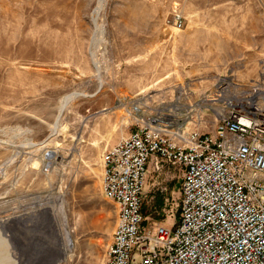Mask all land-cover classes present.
<instances>
[{
	"label": "rangeland",
	"instance_id": "obj_1",
	"mask_svg": "<svg viewBox=\"0 0 264 264\" xmlns=\"http://www.w3.org/2000/svg\"><path fill=\"white\" fill-rule=\"evenodd\" d=\"M176 11L181 30L166 24ZM220 76L264 80V0H0V261L56 257L39 239L24 247L19 227L60 197L73 246L56 264H103L116 217L103 152L144 113L185 90L192 104ZM196 112L211 131L210 113ZM180 184L177 168L148 165L146 226L178 221Z\"/></svg>",
	"mask_w": 264,
	"mask_h": 264
},
{
	"label": "built area",
	"instance_id": "obj_2",
	"mask_svg": "<svg viewBox=\"0 0 264 264\" xmlns=\"http://www.w3.org/2000/svg\"><path fill=\"white\" fill-rule=\"evenodd\" d=\"M184 21L176 11L166 24L181 30ZM191 98L185 90L145 110L128 137L103 152L101 191L116 210L103 264H264V80L220 76L211 93ZM201 109L214 120L211 131L194 120ZM151 163L179 170L176 222L145 225Z\"/></svg>",
	"mask_w": 264,
	"mask_h": 264
},
{
	"label": "bare ground",
	"instance_id": "obj_3",
	"mask_svg": "<svg viewBox=\"0 0 264 264\" xmlns=\"http://www.w3.org/2000/svg\"><path fill=\"white\" fill-rule=\"evenodd\" d=\"M101 84L102 83L99 84V88H101ZM78 96H80V94L73 93L63 97L60 101L59 111L66 108L69 103ZM52 154L53 153L51 152L48 158H52ZM48 215L50 217V222L45 224L44 216ZM19 230L21 232L27 230L24 232L26 234L22 240V245L24 247H27L28 243H34L36 239H39L56 255L55 258L48 259V264H56L60 258H63L72 249L73 246L69 232L66 230V219L62 206V199L60 197H57L52 201V207H44L37 213V215L33 216L30 226L21 223ZM20 263L23 264V261L21 260ZM0 264L3 263L0 261Z\"/></svg>",
	"mask_w": 264,
	"mask_h": 264
},
{
	"label": "crops",
	"instance_id": "obj_4",
	"mask_svg": "<svg viewBox=\"0 0 264 264\" xmlns=\"http://www.w3.org/2000/svg\"><path fill=\"white\" fill-rule=\"evenodd\" d=\"M116 226V217H115V222H114V227Z\"/></svg>",
	"mask_w": 264,
	"mask_h": 264
}]
</instances>
